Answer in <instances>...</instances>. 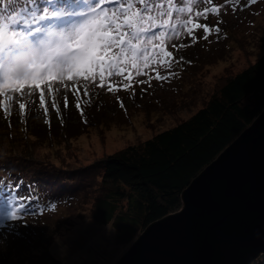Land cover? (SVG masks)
<instances>
[{"label":"rangeland","instance_id":"rangeland-1","mask_svg":"<svg viewBox=\"0 0 264 264\" xmlns=\"http://www.w3.org/2000/svg\"><path fill=\"white\" fill-rule=\"evenodd\" d=\"M151 2L163 4L172 16L165 17L170 27L159 29L165 36L149 47L147 67L142 56L135 67L125 59L123 75L105 73V87H100L98 69L88 81L54 78L52 90L45 93L47 112L39 102L40 90L29 94L28 84L20 95L14 85L0 89V116L12 112L14 102L24 103L18 126L35 132L36 138L45 137L43 143L31 139L25 154L18 149L11 155L12 162L0 160L5 164L0 182L7 181L6 167H14V173L22 170L27 181L21 183L28 184L24 186L31 201L26 217L11 223L9 235L0 231V264H11L17 253L20 264H44L46 254L69 264H115L133 242L121 243L111 223L97 220L101 216L97 205L110 191L101 183L103 168L98 161L186 120L207 103L219 77L241 71L264 52V0ZM55 7V0H35L34 5L0 0V9H6L0 11V30ZM11 42V37L5 39L6 44ZM157 74L168 79L159 80ZM54 96L59 113L51 106ZM122 237L126 239L125 234Z\"/></svg>","mask_w":264,"mask_h":264},{"label":"trees","instance_id":"trees-1","mask_svg":"<svg viewBox=\"0 0 264 264\" xmlns=\"http://www.w3.org/2000/svg\"><path fill=\"white\" fill-rule=\"evenodd\" d=\"M13 5L19 7L18 3ZM12 109L4 117L0 116V160L3 162H12L11 155L18 149L25 154L31 139L39 143L45 141V137L36 138L35 132H26L18 126L17 120L24 113L18 102H14ZM263 109L264 52L241 71L219 77L207 103L186 120L141 144L106 154L98 161L103 168L101 183L110 189L97 205L101 213L98 222L111 223L121 243H132L150 223L181 208L183 190L251 125ZM0 164L4 171L5 164ZM5 173L7 181L0 182V231L9 235L11 231L7 230L12 228L11 223L15 225L26 217L18 213L17 201L24 199L30 206L31 201L25 191L28 184L21 183H26L27 175L17 168L14 173V167L10 166L6 167ZM13 213H16L15 218ZM20 258L19 253L15 254L11 264L15 261L20 264ZM44 264L69 263L46 254ZM255 264H264V256Z\"/></svg>","mask_w":264,"mask_h":264},{"label":"water","instance_id":"water-1","mask_svg":"<svg viewBox=\"0 0 264 264\" xmlns=\"http://www.w3.org/2000/svg\"><path fill=\"white\" fill-rule=\"evenodd\" d=\"M115 264H255L264 255V109Z\"/></svg>","mask_w":264,"mask_h":264},{"label":"snow or ice","instance_id":"snow-or-ice-1","mask_svg":"<svg viewBox=\"0 0 264 264\" xmlns=\"http://www.w3.org/2000/svg\"><path fill=\"white\" fill-rule=\"evenodd\" d=\"M250 2L254 4L257 0ZM55 3V8L43 10L42 14L32 15L30 19L25 17L22 22L0 30V89L14 85L15 91L21 92L24 85L28 84L29 94L40 90L39 102L45 112V93L52 90L51 81L54 78L63 82L83 77L88 81L94 79V70L98 69L100 87H105V73L109 77L123 75L125 59L130 60L131 66L135 67L136 60L142 56V63L147 67L149 47L165 36L159 29L170 27L165 17L172 16V12L165 9L163 4H153L151 0H55ZM27 4L34 5L35 0H27ZM213 11L218 9L214 8ZM158 20L160 23H157ZM52 21L59 23L53 24ZM20 23L24 26L20 27ZM172 31L175 32V29ZM191 31L188 30L189 35ZM204 31H209L206 26ZM8 37H11L12 42L6 44L5 39ZM61 40L62 45L58 44ZM27 41L40 42V59L29 65L28 72L22 78H17L10 70L11 65L18 55H32ZM137 74H141L138 68ZM156 78L168 79L159 74ZM42 82L44 88H41ZM51 106L57 113L60 112L55 96ZM64 106H68L67 97ZM75 106L81 109L79 100ZM19 108L23 110L25 104L20 103ZM26 207L22 199L17 201L18 213L24 214ZM13 217H16V213H13Z\"/></svg>","mask_w":264,"mask_h":264},{"label":"clouds","instance_id":"clouds-1","mask_svg":"<svg viewBox=\"0 0 264 264\" xmlns=\"http://www.w3.org/2000/svg\"><path fill=\"white\" fill-rule=\"evenodd\" d=\"M27 47L31 50L32 55H18L14 58V63L11 65V72L17 78H22L29 70V65L39 62L40 59V42L27 41ZM58 44L62 45L63 40L59 41Z\"/></svg>","mask_w":264,"mask_h":264},{"label":"bare ground","instance_id":"bare-ground-1","mask_svg":"<svg viewBox=\"0 0 264 264\" xmlns=\"http://www.w3.org/2000/svg\"><path fill=\"white\" fill-rule=\"evenodd\" d=\"M137 116H140V115H137Z\"/></svg>","mask_w":264,"mask_h":264}]
</instances>
